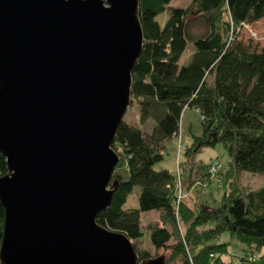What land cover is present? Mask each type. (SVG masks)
Segmentation results:
<instances>
[{
	"label": "water",
	"instance_id": "1",
	"mask_svg": "<svg viewBox=\"0 0 264 264\" xmlns=\"http://www.w3.org/2000/svg\"><path fill=\"white\" fill-rule=\"evenodd\" d=\"M138 0H0V264L139 262L96 221L143 33Z\"/></svg>",
	"mask_w": 264,
	"mask_h": 264
},
{
	"label": "trees",
	"instance_id": "2",
	"mask_svg": "<svg viewBox=\"0 0 264 264\" xmlns=\"http://www.w3.org/2000/svg\"><path fill=\"white\" fill-rule=\"evenodd\" d=\"M169 2L138 0L143 42L131 71L137 121L122 118L117 128L111 144L119 155L111 179L117 184L109 206L97 214L96 221L124 233L139 262L151 257L136 248L143 233L140 213L157 210L162 225L149 227V240L155 250L166 251L161 254L165 262L226 264L222 258L226 242L216 239L228 232L247 247L237 264H264V252L253 255L264 247V183L256 189L240 183L242 173L264 175V43L241 38L236 28L263 18L264 0H191L187 7L169 6ZM165 11L167 17L160 25L156 16ZM197 23L202 30L193 33ZM188 48V59L179 65ZM186 107L199 112L202 130L190 134L191 142L182 150L184 188L209 177V160L194 161L199 147L220 144L228 157L221 172L230 176L229 187L212 205L181 199L175 206L173 171L155 167L166 143L179 132ZM6 171L0 153V176ZM134 187L137 206L124 207ZM2 231L0 203V242Z\"/></svg>",
	"mask_w": 264,
	"mask_h": 264
},
{
	"label": "rangeland",
	"instance_id": "3",
	"mask_svg": "<svg viewBox=\"0 0 264 264\" xmlns=\"http://www.w3.org/2000/svg\"><path fill=\"white\" fill-rule=\"evenodd\" d=\"M190 3L191 0H170L168 5L187 7L190 5ZM166 17V11L156 16L160 25H163ZM236 28H239L238 30L241 38L246 40L251 37L260 44L264 43V17L256 22L251 23L250 25L247 24L244 26V24H238L236 25ZM201 30V23L193 25V33H198ZM189 48L181 54L178 60L179 65L184 63L188 59L190 52ZM123 118L131 123H136L137 107L135 102H131L129 104ZM201 121L202 117L195 108L186 107L183 110L180 117L179 132L166 143L163 157L155 164L156 168L166 167L169 170L173 171V173H175L177 167H179L181 176L183 172L182 165L180 163V161L182 160V150L191 142L190 134L199 135L201 133ZM117 150L120 151V148H118ZM193 157L194 161L195 159H201L204 162H207L211 158H217L223 164H226L228 160V157L220 144H215L212 147L201 146L198 150H196ZM194 161L191 163V165L194 163ZM183 165L185 166L186 164L183 163ZM192 166L194 167V165ZM192 172L194 178H198L196 174L194 175V171ZM180 176L179 179H176L174 185L176 195H180L179 199L177 198V196L175 198V206L178 204V200L181 199H187L190 202L203 200L212 205L214 203V199L218 200L221 197L222 193L229 187V185H227V181L230 176H223L222 172L214 178H211L210 176L206 177L203 182H201L200 180L194 181L193 185H191L189 189L184 188L185 186L182 184ZM240 183L247 186L248 188L256 189L264 183V175L259 173L245 172L240 175ZM134 206H137V187L133 188L132 192L128 195L127 200L124 203V207ZM140 216L141 229L143 233L140 240L136 242L137 250H145L151 257L161 255L163 254V252L166 253V251L164 250H155L149 240V227L156 224L159 226L162 225V222L160 220V212L157 210L142 211L140 213ZM178 225L180 226V229L178 228V232L179 234H182L183 229L181 222H179ZM216 240L218 242H226L227 252L222 255V258L226 261V264H237L241 256L247 249L245 244L240 242L235 236L229 235L228 232L221 233V235ZM262 252H264V247L260 250H255L253 255L257 257Z\"/></svg>",
	"mask_w": 264,
	"mask_h": 264
},
{
	"label": "built area",
	"instance_id": "4",
	"mask_svg": "<svg viewBox=\"0 0 264 264\" xmlns=\"http://www.w3.org/2000/svg\"><path fill=\"white\" fill-rule=\"evenodd\" d=\"M222 169H223V163L221 161H219L217 158H211L209 160L208 166H207V171H208L209 176L211 178L217 177L221 173ZM174 175H175L176 179H179V176H180L179 167H177ZM177 198L178 199L180 198L179 194H177Z\"/></svg>",
	"mask_w": 264,
	"mask_h": 264
}]
</instances>
